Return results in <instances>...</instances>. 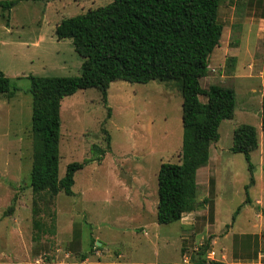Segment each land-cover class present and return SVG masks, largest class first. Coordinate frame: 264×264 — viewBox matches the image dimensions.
<instances>
[{
    "label": "rangeland",
    "instance_id": "obj_1",
    "mask_svg": "<svg viewBox=\"0 0 264 264\" xmlns=\"http://www.w3.org/2000/svg\"><path fill=\"white\" fill-rule=\"evenodd\" d=\"M111 1L18 0L0 7V70L16 86L12 97L0 93V264H196L192 259L206 243V261L264 264V0L220 2L222 33L200 85L232 87L236 104L196 172L198 205L182 222L156 221L158 168L180 161L182 99L171 81L115 80L106 102L93 87L64 96L59 177L67 163L95 158L93 146L106 152L74 173L71 196L35 194L28 186L25 76L78 75L82 58L71 39L56 37L53 25ZM242 123L256 130L252 183L244 155L230 150ZM14 196L13 210L4 215Z\"/></svg>",
    "mask_w": 264,
    "mask_h": 264
},
{
    "label": "trees",
    "instance_id": "obj_2",
    "mask_svg": "<svg viewBox=\"0 0 264 264\" xmlns=\"http://www.w3.org/2000/svg\"><path fill=\"white\" fill-rule=\"evenodd\" d=\"M17 1L1 0L0 7L10 8ZM221 1L112 0L57 22L56 37L71 39L82 61L78 75L25 76L31 94L28 186L35 194L45 192L52 197L63 192L71 196L74 173L89 161L101 160L106 152L93 146L95 158L67 163L64 175L59 177L60 102L64 96L93 87L106 102L108 87L115 80L171 81L179 88L182 99L180 161L163 162L158 168L156 221L160 224L179 221L183 213L196 208V172L207 164L209 146L219 137L218 127L222 120L232 117L236 104L232 87L200 85V78L208 72L209 56L222 33V24L217 20ZM15 92L16 86L0 70V93L12 97ZM200 95L205 96L204 102ZM260 124L264 131V96ZM232 136L230 150L244 155L252 183L249 154L257 146L255 127L242 123ZM12 200L4 215L13 210L15 196ZM34 226L39 229L40 222L35 220ZM206 250L207 243L192 260L196 264H218L205 260Z\"/></svg>",
    "mask_w": 264,
    "mask_h": 264
},
{
    "label": "crops",
    "instance_id": "obj_3",
    "mask_svg": "<svg viewBox=\"0 0 264 264\" xmlns=\"http://www.w3.org/2000/svg\"><path fill=\"white\" fill-rule=\"evenodd\" d=\"M68 2H69V1H66V3H68ZM58 21H59V20H58ZM58 21H56V22L54 23V25H53L54 28H55V25L57 24ZM180 222H182V220H180ZM207 256H208V255H207ZM259 262H260V261H258V262L256 261V262H255V261H253V260L251 259V261L249 262V264H254V263H255V264H256V263L259 264ZM260 263H261V262H260ZM177 264H178V263H177Z\"/></svg>",
    "mask_w": 264,
    "mask_h": 264
},
{
    "label": "built area",
    "instance_id": "obj_4",
    "mask_svg": "<svg viewBox=\"0 0 264 264\" xmlns=\"http://www.w3.org/2000/svg\"><path fill=\"white\" fill-rule=\"evenodd\" d=\"M212 253V252H211Z\"/></svg>",
    "mask_w": 264,
    "mask_h": 264
}]
</instances>
